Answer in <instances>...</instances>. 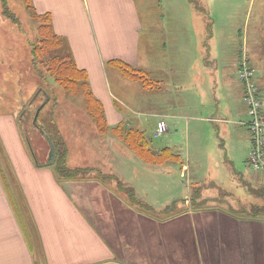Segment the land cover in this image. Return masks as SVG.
<instances>
[{"label":"rangeland","instance_id":"374dc122","mask_svg":"<svg viewBox=\"0 0 264 264\" xmlns=\"http://www.w3.org/2000/svg\"><path fill=\"white\" fill-rule=\"evenodd\" d=\"M136 3L142 21L140 59L148 66L153 59L165 60L166 55L173 61L181 57L180 66L185 69L182 93L164 91V95L174 94V99L183 102L182 115L167 118L168 128L159 131L154 116L134 112L140 120H131L125 126L131 130L127 139H123L124 130L107 127L100 130L87 113L82 94L66 91L45 69L38 71V63L34 65L31 47L39 35L31 0H0V116H7L17 124L22 144L33 163L54 170L77 168L81 173L74 178L108 183L125 205L142 215L163 220L189 210H239L243 206L249 208L250 203L263 202L261 196L251 192L264 188V179L250 177L253 169L246 159L251 143L247 127L240 123L248 116L242 99L243 85L234 75L245 61L264 76V0H136ZM199 28L204 38L203 41L200 36V43ZM199 47L202 53H197ZM171 69L176 71V66L171 65ZM141 70L146 73L145 81L123 74L132 80V90H137L125 99L132 109L147 111L152 108L147 91L154 83L147 68ZM152 70H156L154 66ZM160 72L165 75L163 85L167 86L175 73L164 69ZM262 81L264 85V78ZM42 104L37 124L45 128L41 116L52 109L59 131L57 135L50 131L52 140L58 143V152L49 165H44L49 158V144L35 123ZM132 140L138 142L139 149L131 144ZM0 146L1 166L7 163V175H11L9 157L1 140ZM113 149L119 150L128 161L132 154L137 156L140 166L135 169L141 174L148 168L155 169L152 174L156 176L147 185L150 192L144 190L147 182L132 187L126 178L118 186L122 191L115 192L117 181L104 175L114 168L115 160L107 159V152ZM91 169L94 171L89 172ZM165 170L172 174L169 181L159 177ZM186 189L188 194L182 193Z\"/></svg>","mask_w":264,"mask_h":264},{"label":"crops","instance_id":"0c3cea01","mask_svg":"<svg viewBox=\"0 0 264 264\" xmlns=\"http://www.w3.org/2000/svg\"><path fill=\"white\" fill-rule=\"evenodd\" d=\"M31 3L36 13L50 15L54 32L67 44L77 67L86 71L109 129L120 123L126 126L134 119L138 122L134 112L154 116L157 128L162 121L168 128L167 118L182 115V100L174 99V94L164 95L165 90L182 93L186 83L182 59L176 57L173 61L162 54L165 60L155 62L152 58L148 66L140 59L142 21L136 0ZM197 32L200 43L203 30L199 28ZM197 51L202 53V47ZM118 65L147 68L154 83L147 91L150 110L132 109L126 101L131 91L137 90H132V80L123 75ZM171 65L176 66V71ZM153 66L156 70H152ZM160 69L175 73L167 86L163 85L165 75ZM263 78V72H258V81L264 87ZM0 140L11 165L9 183L34 239L30 247L0 175V264H264V218L240 217L216 208L189 210L163 220L152 218L125 205L108 183L61 177L53 168L33 163L17 124L7 116H0ZM250 143L249 154L251 140ZM107 155L109 161L115 160L114 168L104 175L117 181L115 192L122 191L118 186L125 178L132 187L147 182L145 193L151 191L147 185L156 176L152 174L155 169L148 168L141 174L135 169L140 166L137 156L132 154L129 163L119 150L113 149ZM252 176L264 179L263 173L253 171ZM159 177L169 181L172 174L165 170ZM118 180L123 182L118 184Z\"/></svg>","mask_w":264,"mask_h":264},{"label":"trees","instance_id":"16d2710c","mask_svg":"<svg viewBox=\"0 0 264 264\" xmlns=\"http://www.w3.org/2000/svg\"><path fill=\"white\" fill-rule=\"evenodd\" d=\"M33 9V8H32ZM34 11L35 19L38 21L37 25V32L39 37L36 39V43H34L31 47L32 52V59L34 61V65L37 66V63L39 64L36 68L38 71H41L42 69H45L48 74L51 75L53 81L57 84H59L61 87H63L66 91L72 92L73 94H82L83 97V105L91 117V119L94 121L96 126L101 130H105V128H108V125L106 123L105 114L103 111V107L100 103V101L94 96L92 93L88 77L86 71L79 69L77 65L75 64L74 58L71 54V51L69 50L67 44L62 39L61 36L56 34L52 27V21L51 17L48 13L45 14H38ZM120 71L130 77L131 79H137L140 81H145L144 79V72L141 69L138 68H131L127 65H118ZM72 97H75L72 95ZM48 102V100L44 103V105ZM56 103V102H54ZM44 105H40L37 116L35 119L36 125L40 128L41 131L45 132L51 140L52 138L51 132H54L55 135L59 133L55 116H54V110L49 109L47 114H44L45 116H41V123H45L46 127L43 128L42 126L38 125V118L41 115L42 109ZM44 118V119H43ZM43 119V121H42ZM45 121V122H44ZM54 128V130L52 129ZM111 130H124V137L123 139H126L131 136V130L126 129L125 125L120 123L116 126L110 128ZM137 130V129H136ZM137 135L140 134L139 131H137ZM57 152V142L55 140H52ZM131 144L135 145L137 149H139L138 142L134 140L131 141ZM139 152V151H138ZM157 153L154 152V156H156ZM0 156L2 155L1 146H0ZM57 174L61 177H74L76 175H79L80 170L77 168H58ZM8 172V165L1 166L0 162V175L2 176V179L4 180V184L7 187V190L10 193V197L13 203V207L15 208L17 212V216L20 220L21 225H23V230L28 238L29 246H33L34 239L32 238V234L30 233L29 228L26 227V215L23 211L22 206L20 205V201L15 197V193L13 191V187L9 183V176L7 175ZM84 172V171H83ZM105 178H108V176L105 174ZM122 186V184L119 185V187ZM131 190V189H130ZM125 192L127 190H124ZM132 192V190H131ZM256 196H261L264 199V188H260L258 190L251 191ZM193 201H195L193 199ZM249 208H245L244 206L242 208H239V210H232L228 209L229 212H231L234 215L237 216H243V217H258V218H264V201L258 202V203H250ZM28 219V218H27ZM29 221V220H28Z\"/></svg>","mask_w":264,"mask_h":264},{"label":"built area","instance_id":"2783aa9c","mask_svg":"<svg viewBox=\"0 0 264 264\" xmlns=\"http://www.w3.org/2000/svg\"><path fill=\"white\" fill-rule=\"evenodd\" d=\"M235 76L243 85L242 99L248 116L243 124L252 141L248 165L253 171L264 174V87L258 81V71L245 61L241 63ZM165 129L166 124L159 122L158 130Z\"/></svg>","mask_w":264,"mask_h":264},{"label":"water","instance_id":"95a60500","mask_svg":"<svg viewBox=\"0 0 264 264\" xmlns=\"http://www.w3.org/2000/svg\"><path fill=\"white\" fill-rule=\"evenodd\" d=\"M43 105V104H42ZM41 105V106H42ZM38 112V111H37ZM43 132V131H42ZM44 136L46 137L48 144H49V158L47 159V161L44 163V165H49L51 163H53L55 156H56V148L51 140V138L45 133L43 132Z\"/></svg>","mask_w":264,"mask_h":264}]
</instances>
